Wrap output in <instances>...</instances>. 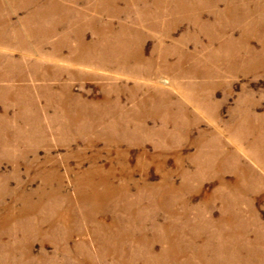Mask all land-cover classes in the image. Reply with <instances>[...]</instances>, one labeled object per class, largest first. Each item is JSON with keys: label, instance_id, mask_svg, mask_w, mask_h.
Listing matches in <instances>:
<instances>
[{"label": "rangeland", "instance_id": "1", "mask_svg": "<svg viewBox=\"0 0 264 264\" xmlns=\"http://www.w3.org/2000/svg\"><path fill=\"white\" fill-rule=\"evenodd\" d=\"M263 29V0H0V77L20 79L5 82L18 87L17 96L0 95V116L7 110L6 118L0 119L4 126L0 142L7 143L0 145V173L9 190L0 199V217L4 203L18 207L16 199L22 195L36 199L41 181L47 180L37 176L40 172L57 170L64 192L74 197L77 176L93 168L118 169L123 159L142 199L160 197L163 203L153 205V217L142 218L141 226L149 229L154 222L157 233L180 238L177 243L183 252L199 250L203 256L174 258L172 253L179 256L181 251L168 249L170 243L167 257L157 258V263L255 264L263 256L253 258L245 252H251L245 244L257 232L249 229L248 214L244 218L236 210L240 203L230 184L231 156L253 164L240 152L237 138L217 134L212 126L227 127L230 119L235 125L238 121L233 118L245 110L264 113V34H249ZM156 51L173 52L171 66H153ZM127 71L153 73V78H131ZM50 77H57L49 81L51 85L44 81ZM176 79L187 89L194 87L196 99L209 97L217 107L215 117L203 107L197 111L185 104L175 91ZM105 87L125 111L108 112L99 101L106 96ZM114 89L119 91L117 100ZM28 90L26 98L18 94ZM162 92L187 106L192 126L185 129L177 121L163 129L159 120H153V94ZM88 103L99 112L85 110ZM102 110L111 119L96 128ZM75 118L80 121H72ZM200 132L215 134L225 146L199 151L192 142ZM218 148L212 162L204 160L203 155ZM139 162L145 167H138ZM115 175L112 182L122 180L116 171ZM164 176H168L165 183ZM50 188L47 184L45 189ZM254 189L255 215L264 222V187L259 183ZM242 231L251 240L238 239ZM83 237L89 239V232ZM77 240L79 236L73 235L72 241ZM154 246L153 253L160 255V243ZM42 248L49 254L54 249L48 240L43 247L35 241L32 251L38 254ZM152 260L144 264H153ZM95 264L119 262L99 257Z\"/></svg>", "mask_w": 264, "mask_h": 264}, {"label": "bare ground", "instance_id": "2", "mask_svg": "<svg viewBox=\"0 0 264 264\" xmlns=\"http://www.w3.org/2000/svg\"><path fill=\"white\" fill-rule=\"evenodd\" d=\"M232 9V6L227 8L225 14L230 15ZM189 13L187 17L191 23ZM155 30L157 31V29ZM249 34H257L263 37L264 29L259 32L252 31ZM172 55L173 52L168 54V51H156L153 66L160 68L171 66L168 60L171 59ZM157 59L159 60L156 62ZM127 76L151 79L153 73L144 75L139 72L127 71ZM56 79L57 77H50L44 81H48L51 85L49 81H56ZM19 80L17 77H0V85L3 86L0 87V95L9 98L17 96L18 87L6 85L5 82H17ZM33 80L43 81L42 78ZM174 83L176 93L184 98L185 104H190L197 111H199L198 107H203L207 109V115L215 117L217 107L209 102V97L201 96L196 99L194 87L187 89L180 79H176ZM23 87L19 86V88ZM39 87L41 86L37 88ZM104 89L106 96H102L99 101L106 106L108 112L112 111L114 115H117L119 112L125 111L126 108L123 109L122 105L113 101L110 93H107L106 87ZM18 94L25 95L26 98L29 90L25 94ZM118 94L119 91L114 89L113 96L116 100ZM99 101L94 103L100 105ZM186 108V105L172 101L167 92L153 94V120H159L163 129L174 127L180 121L185 129L192 126V121L187 119L188 110ZM85 110L99 112L96 105L91 106L89 103L85 105ZM100 112H102V115L99 119H96V128H103V125L111 119L108 118L109 116H105V110ZM5 114H7V110L3 109L0 119H5ZM230 120H227V127H217L215 129L212 126V128L216 130L217 134L228 133L237 138L236 142L239 143L240 152L253 164L248 165L238 155H232L231 157L234 158V172H231V175H233L234 180L230 184H233L232 193L238 196L240 203L236 210L243 213L244 218L245 213L248 214L246 223L251 232H253L252 229L257 232L251 240V236L242 231L238 239L245 243L251 240L250 243L245 244L250 246L251 252L248 250L245 252L253 258L263 256L259 260L262 261L264 259V222H261L255 215L253 196L257 184L260 183V186L264 187V113L258 115L251 110H245L243 116L238 114L233 118V120L238 121L235 125ZM72 121L77 123L80 119L75 118ZM177 121L179 122L177 123ZM77 127L81 126L78 125ZM3 128V122L0 120V131ZM228 140L230 141L229 138ZM6 144V142H0L1 146ZM192 144L199 151L208 146H225L218 136L209 132H200ZM219 152V148L214 149L211 154L203 155V158L207 162H212ZM23 156L22 153L21 157ZM11 157L13 162L17 163L18 158L14 153ZM123 162L125 161L122 159L118 169L102 170L93 168L77 176L74 197L64 192L62 177L57 170L56 172H40L37 176H41L43 179L47 176V180L44 183L41 181V186L37 188L39 190L35 200L30 195H22L16 199L18 207L6 203L2 206L5 212L0 217V264H95L98 262L99 257L104 258V260L115 259L119 264H129L127 259L132 260L130 262L132 264H144L150 258H153V264H159L156 262L157 258L164 259L167 257L165 249L170 243L168 249L173 248L181 251V255L178 256V252L175 250L177 254L172 253L174 258L201 259L203 256L199 250L189 249L183 252L177 243V241H180L179 237L162 236L157 233L158 226L156 227L154 222L149 229H144L141 226L142 218L150 219L153 217V205L162 207L163 203L160 197H156L154 200L142 199L140 187L133 180L131 172ZM138 167L144 168L145 166L139 162ZM115 171L119 173L122 179L117 183L110 180L116 178ZM13 175H17L16 170H14ZM124 178L131 181L124 180ZM6 179V176L0 173V199L9 192ZM167 180L168 176H164L163 183ZM220 181H224V176H221ZM47 184L53 188L45 189ZM147 187L151 188L153 185ZM134 189L136 191L132 192L131 190ZM241 193H244V196L239 195ZM221 200L224 202V199ZM210 202L211 200L206 205H209ZM163 211L168 212V209ZM106 212L107 214H105ZM107 218H109V221ZM7 223L9 228L5 230L4 227ZM86 232H89V239L83 237ZM73 235L79 236V240L72 241ZM46 239L53 246V252L49 254L42 248L38 254H34L32 251L33 243L38 241L43 247L46 244ZM70 242L72 244H69ZM155 243L161 245L160 255L153 253L155 252L153 249L156 247L154 246ZM90 250L94 251L95 255H92ZM259 250L261 253L258 252ZM141 252L143 253L140 254ZM168 253L171 252L168 251ZM259 261L255 264H259Z\"/></svg>", "mask_w": 264, "mask_h": 264}]
</instances>
